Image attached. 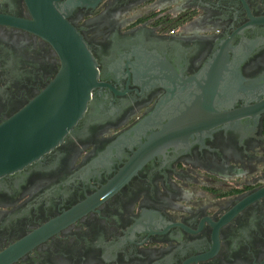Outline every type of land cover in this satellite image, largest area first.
<instances>
[{
	"label": "flooded vegetation",
	"instance_id": "1",
	"mask_svg": "<svg viewBox=\"0 0 264 264\" xmlns=\"http://www.w3.org/2000/svg\"><path fill=\"white\" fill-rule=\"evenodd\" d=\"M54 2L105 85L0 176V264H264V0ZM33 20L0 0V126L61 67Z\"/></svg>",
	"mask_w": 264,
	"mask_h": 264
},
{
	"label": "water",
	"instance_id": "2",
	"mask_svg": "<svg viewBox=\"0 0 264 264\" xmlns=\"http://www.w3.org/2000/svg\"><path fill=\"white\" fill-rule=\"evenodd\" d=\"M26 1L34 16L28 26L51 43L61 67L33 102L0 126V176L55 146L84 113L92 89L105 85L98 81L99 69L87 43L55 0ZM133 165L127 164L126 172Z\"/></svg>",
	"mask_w": 264,
	"mask_h": 264
}]
</instances>
